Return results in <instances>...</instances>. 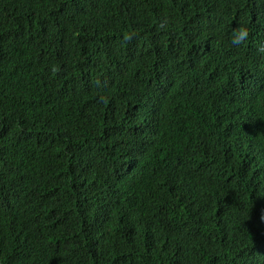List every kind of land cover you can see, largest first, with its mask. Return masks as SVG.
<instances>
[{
  "label": "trees",
  "instance_id": "1",
  "mask_svg": "<svg viewBox=\"0 0 264 264\" xmlns=\"http://www.w3.org/2000/svg\"><path fill=\"white\" fill-rule=\"evenodd\" d=\"M262 46L264 0H0V264H264Z\"/></svg>",
  "mask_w": 264,
  "mask_h": 264
},
{
  "label": "clouds",
  "instance_id": "2",
  "mask_svg": "<svg viewBox=\"0 0 264 264\" xmlns=\"http://www.w3.org/2000/svg\"><path fill=\"white\" fill-rule=\"evenodd\" d=\"M163 24L164 22H162L161 26H163ZM249 36H250V29L247 26H240L233 31L231 43L233 46L242 45L248 40ZM258 51L264 52V46L258 49Z\"/></svg>",
  "mask_w": 264,
  "mask_h": 264
}]
</instances>
